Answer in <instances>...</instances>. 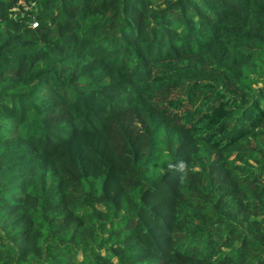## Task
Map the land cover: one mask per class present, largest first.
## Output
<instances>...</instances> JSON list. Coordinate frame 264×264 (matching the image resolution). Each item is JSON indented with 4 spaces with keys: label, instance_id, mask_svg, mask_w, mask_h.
<instances>
[{
    "label": "trees",
    "instance_id": "trees-1",
    "mask_svg": "<svg viewBox=\"0 0 264 264\" xmlns=\"http://www.w3.org/2000/svg\"><path fill=\"white\" fill-rule=\"evenodd\" d=\"M0 264H264V0H0Z\"/></svg>",
    "mask_w": 264,
    "mask_h": 264
},
{
    "label": "rangeland",
    "instance_id": "rangeland-1",
    "mask_svg": "<svg viewBox=\"0 0 264 264\" xmlns=\"http://www.w3.org/2000/svg\"><path fill=\"white\" fill-rule=\"evenodd\" d=\"M60 164L66 176H69V177L76 176V174L73 173V171L71 170L68 160L64 156L61 158Z\"/></svg>",
    "mask_w": 264,
    "mask_h": 264
}]
</instances>
